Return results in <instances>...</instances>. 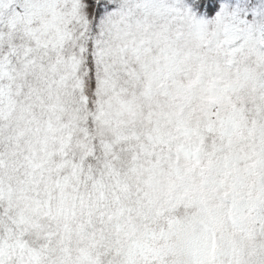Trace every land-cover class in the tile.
I'll return each instance as SVG.
<instances>
[{
  "label": "snow or ice",
  "instance_id": "6c2138e0",
  "mask_svg": "<svg viewBox=\"0 0 264 264\" xmlns=\"http://www.w3.org/2000/svg\"><path fill=\"white\" fill-rule=\"evenodd\" d=\"M0 264H264V0H0Z\"/></svg>",
  "mask_w": 264,
  "mask_h": 264
}]
</instances>
